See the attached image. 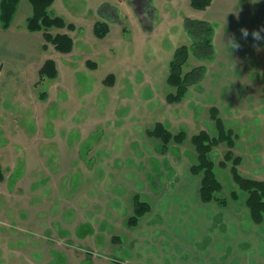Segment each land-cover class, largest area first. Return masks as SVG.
Wrapping results in <instances>:
<instances>
[{
	"label": "rangeland",
	"instance_id": "1",
	"mask_svg": "<svg viewBox=\"0 0 264 264\" xmlns=\"http://www.w3.org/2000/svg\"><path fill=\"white\" fill-rule=\"evenodd\" d=\"M101 1L57 0L50 9L52 16L79 28L78 34H69L75 56L60 54L52 45L44 49L43 33L27 29L33 13L28 0H21L10 29L0 23L1 264H68L53 229L60 238L67 237L63 223L73 227L78 215L73 200H91L96 229L91 239L77 241L80 253L75 264H121L132 242L125 233L127 220L107 216L103 203L108 200L109 209L115 210V201L130 200L132 205L137 195L150 202L174 187L178 177H189L190 162L196 160L192 136L218 134L212 107L220 110L226 128L236 137L233 152L243 158L241 175L264 177V41H254L251 35L244 39L240 32L264 26V0H213L204 12L195 10L190 0H153L158 10L151 35L145 38L146 31L139 27L122 37L118 26L109 22L111 33L105 40L97 39L92 28V19L102 17L95 18ZM107 8L111 7L106 5L103 11ZM117 13L120 17L115 14L114 19L124 21L125 29L130 28V19L140 25L131 4L123 16ZM186 17L215 25L217 57L211 63L190 58L184 72L204 64L206 77L189 89L181 104L170 105L167 96L175 93L167 83L170 62L178 47L191 43L184 30ZM231 36L239 49L225 44ZM48 59L58 64L60 76L55 81L39 75ZM89 60L97 69L86 64ZM110 74H115L113 87L104 83ZM159 122L174 134L187 132L188 142L183 147L172 144L170 154L161 155L162 143L148 134ZM227 151L223 143L211 159L218 163ZM167 161L177 168L174 177ZM231 167L216 168L225 196L235 189ZM180 199L174 193L173 200ZM82 209L79 216L85 219L88 207ZM114 238L122 243L116 244ZM45 243L46 250H40ZM85 255L92 259L85 261Z\"/></svg>",
	"mask_w": 264,
	"mask_h": 264
},
{
	"label": "crops",
	"instance_id": "2",
	"mask_svg": "<svg viewBox=\"0 0 264 264\" xmlns=\"http://www.w3.org/2000/svg\"><path fill=\"white\" fill-rule=\"evenodd\" d=\"M56 2L57 0L53 6ZM116 3H119V6ZM104 5L118 9L122 16V11H126L128 6L127 0H104L96 5L95 12H99ZM128 22L132 31L139 29V25L134 20L130 19ZM117 26L118 35L123 37L125 35L123 28ZM109 27L111 28L110 24ZM148 34H152L151 29ZM144 36L146 38L147 33ZM171 169L176 174L177 168L172 167V164ZM178 179L180 180L176 179L172 182L176 184L174 187L169 186L160 192L159 199L148 200L151 211L137 229L125 232L129 241L132 240L130 247L128 246V250L125 251L127 263L264 264V225L253 222L245 201L233 202L232 206L230 204L225 208L214 203L206 204L200 198L201 178L199 176L189 172V177L186 179L184 176L182 180L179 177ZM174 193L180 195L181 199L173 200ZM120 201L114 202V207L117 208L114 210L109 209L111 205L107 200L103 203L102 210L107 211V216L111 213L112 217H116V221L123 222L133 208L130 200L123 204ZM89 203L91 200H73L74 213L75 216L77 213L78 215L77 219L73 218L76 220L72 222L75 224L73 227L63 223L65 227L63 231L68 234L67 237L60 238L57 230L53 229V238L58 240L57 247L61 246L60 249L68 258V264H75L78 260L76 253L80 252L76 247L77 241H86L96 234V229L88 223L87 217L83 219L79 216L84 206L88 207L87 213H93ZM113 223L111 222V227H114ZM118 224L122 225L121 222ZM80 226L81 233L77 236L75 231ZM47 246L48 244L45 243L40 250L45 251Z\"/></svg>",
	"mask_w": 264,
	"mask_h": 264
},
{
	"label": "trees",
	"instance_id": "3",
	"mask_svg": "<svg viewBox=\"0 0 264 264\" xmlns=\"http://www.w3.org/2000/svg\"><path fill=\"white\" fill-rule=\"evenodd\" d=\"M33 8L32 15L27 20V29L31 33L43 32L44 39L54 49L61 54H69L74 49V41L67 34L53 35L52 29H68L74 31L76 27L68 24L63 18L52 16L50 9L56 0H28ZM21 0H2L0 4V23L4 30L11 28L16 13L18 12ZM212 5V0H191V6L196 10H207ZM185 30L191 45H184L178 48L170 63V73L168 83L176 89L175 93L168 96L167 100L171 104L181 103L187 96L189 88L200 83L205 76L206 68L204 66L193 69L184 74L183 68L187 64L191 55L197 60L206 62L214 61L216 51L213 44L215 27L213 24L203 20L186 19ZM110 32V27L106 22H98L94 28V34L99 39H105ZM47 50V45L44 46ZM42 78L56 80L59 76L57 63L49 59L40 70ZM114 75H109L105 84L112 86ZM46 93L41 98H45ZM211 118L215 122L218 134L211 136L207 132H201L191 138V143L196 151L197 160L191 168L194 175L202 176L200 195L204 203H217L220 207H228L230 202L246 198L245 205L250 211L255 224H264V181L252 178H246L241 175L239 166L243 163L242 157H238L233 152L236 146L235 135L232 130L226 128V124L221 117L220 111L211 108ZM148 134L159 140L162 144L161 154H166L172 144L182 145L187 139V133L181 131L173 134L164 124L157 123ZM226 143L229 151L218 164L211 159V154L215 148ZM232 164L230 169L232 179L237 186V190L230 193L229 196H223L224 185L219 180L216 168L226 170ZM0 182L2 176L0 174ZM242 193V194H241ZM151 207L148 203L141 201L139 196L134 198V214L128 219L127 226L136 227L142 217H144Z\"/></svg>",
	"mask_w": 264,
	"mask_h": 264
},
{
	"label": "flooded vegetation",
	"instance_id": "4",
	"mask_svg": "<svg viewBox=\"0 0 264 264\" xmlns=\"http://www.w3.org/2000/svg\"><path fill=\"white\" fill-rule=\"evenodd\" d=\"M132 5V7H133V9H134V11L138 14V20H139V27H141L143 30L142 31H144L145 33H148V31L151 29V31L152 32H154L155 30H156V26H155V14H156V12H157V6L153 3V0H127V5ZM190 4H191V0H190ZM212 4H213V0H212ZM107 6H109V5H107ZM212 6V5H211ZM210 6V7H211ZM106 7V5H104L101 9H100V11L99 12H97V14L95 15V18L98 16L99 17V15L98 14H100V16H102V17H100V18H96V19H92V25H93V34H94V28H95V25H96V23H98V22H106L108 25H109V22L110 23H112V24H116V25H119V26H121L122 28H123V32L126 34V33H128L129 31L131 32L132 30L130 29V28H128V29H125V25H123V22L124 21H122L120 18V21H122V22H118V21H116V19H114V15L116 14L118 17H120L119 15H118V10L116 9V8H107V10L106 11H103V9ZM209 7V8H210ZM208 8V9H209ZM207 9V10H208ZM196 10V9H195ZM207 10H204V11H207ZM197 11H201V10H197ZM204 11H202V12H204ZM110 14H111V16H110ZM113 15V16H112ZM186 19H188L187 17L186 18H184V30H185V20ZM189 19H191V18H189ZM197 20V19H196ZM203 21H205V20H203ZM207 21V20H206ZM207 22H210V21H207ZM127 23L129 24V22L127 21ZM211 23V22H210ZM68 24H73V23H68ZM211 24H213V23H211ZM75 27H76V25L75 24H73ZM214 25V24H213ZM214 27H215V25H214ZM60 30H66V31H68V33H66L67 35H73V34H78V32H79V28H77L76 27V29L74 30V31H70V30H68V29H60ZM186 31V30H185ZM43 33V32H42ZM111 33V28H110V32H109V34ZM108 34V35H109ZM187 34V33H186ZM69 35V36H70ZM95 35V34H94ZM150 35V34H149ZM215 36H216V27H215V35H214V38H213V44H214V40H215ZM71 37V36H70ZM96 37V36H95ZM108 37V36H107ZM106 37V38H107ZM72 38V37H71ZM97 38V37H96ZM105 38V39H106ZM73 39V38H72ZM97 39H99V38H97ZM105 39H100V40H105ZM190 40V39H189ZM43 41L45 42L44 43V46L45 45H50V44H47L46 43V41H45V39H44V34H43ZM73 41H74V39H73ZM191 42V41H190ZM184 45H186V44H184ZM184 45H182V46H184ZM190 45H191V43H190ZM181 47V46H180ZM180 47H178V48H180ZM214 47H215V45H214ZM177 48V49H178ZM176 49V50H177ZM176 50H175V52H176ZM56 51V50H55ZM215 51H216V57H217V50H216V47H215ZM57 52V51H56ZM75 41H74V49H73V51L71 52V53H69V54H63V55H71V56H75ZM61 54V53H60ZM175 54V53H174ZM174 57V56H173ZM191 57H193L196 61H199V60H197L193 55H191L190 56V58ZM216 57H215V59H216ZM190 58H189V60H190ZM49 60V59H48ZM53 60V59H52ZM189 60H188V62H189ZM47 61V60H46ZM55 61V60H54ZM172 61V60H171ZM215 61V60H214ZM56 62V61H55ZM188 62H187V64H188ZM199 62H202V61H199ZM206 62H213V61H206ZM57 63V62H56ZM171 63V62H170ZM202 63H205V62H202ZM45 64V63H44ZM88 66H90V67H92L93 69H97V65H96V63H92L90 60L86 63ZM186 64V65H187ZM185 65V66H186ZM57 66H58V64H57ZM184 66V67H185ZM201 66H204L205 68H206V73H205V76H204V79H205V77H206V74H207V66H205L204 64L203 65H201ZM201 66H197V67H194L193 69H195V68H198V67H201ZM1 65H0V70H1ZM43 67V66H42ZM41 67V68H42ZM192 69V70H193ZM41 70V69H40ZM59 70V69H58ZM191 70V71H192ZM169 71H170V68H169ZM183 71H184V68H183ZM190 72V71H189ZM189 72H187V73H189ZM170 73V72H169ZM187 73H185L184 72V74H187ZM39 75H40V71H39ZM110 75H114V77H115V74H110ZM41 76V75H40ZM59 76H60V72H59ZM59 76H58V78H59ZM168 77H169V75H168ZM57 78V79H58ZM42 79H47V78H42ZM56 79V80H57ZM204 79L200 82V83H197V84H195V85H193V86H191L189 89H191V88H193V87H195V86H200V84L204 81ZM47 80H49V79H47ZM106 80V79H105ZM105 80H104V83H105ZM50 81H52V80H50ZM53 81H55V80H53ZM114 83H115V80H114ZM113 83V84H114ZM167 83H168V78H167ZM169 84V83H168ZM106 85V84H105ZM170 85V84H169ZM108 86V85H107ZM171 86V85H170ZM109 87H113V85L112 86H109ZM172 87V86H171ZM197 87H195V88H197ZM174 88V87H173ZM175 89V88H174ZM175 91H176V89H175ZM44 94V93H43ZM170 94H172V93H170ZM170 94H168V96L170 95ZM168 96H167V98H168ZM44 100H46V98L45 99H43V101ZM168 101V100H167ZM170 105H177V104H181V103H177V104H171V103H169ZM213 108V107H212ZM215 108H217V107H215ZM218 109V108H217ZM219 110V109H218ZM220 111V110H219ZM159 123H161V122H159ZM163 124V123H162ZM150 131V130H149ZM148 131V132H149ZM187 133V132H186ZM174 134V133H173ZM150 136V135H149ZM187 136H188V134H187ZM193 137V136H192ZM188 140H189V136H188V139H187V141L185 142V143H187L188 142ZM184 143V144H185ZM184 144H182V145H178V146H182L183 147V145ZM175 145H177V144H175ZM172 146V145H171ZM170 146V147H171ZM194 151H195V149H194ZM195 153H196V151H195ZM161 154V153H160ZM168 154H170V149H169V151L166 153V154H161V155H163V156H166V155H168ZM181 156V154H179V155H177V156H174V157H180ZM192 157H193V155H192ZM239 157H241V156H239ZM224 158V157H223ZM192 158H191V156H190V160H191ZM243 159V158H242ZM196 160H197V154H196ZM196 160L195 161H193L192 162V160H191V162H190V164H191V167H190V172H191V174L192 175H194L193 173H192V171H191V168H192V166L194 165V163L196 162ZM222 161V160H221ZM220 161V162H221ZM168 162V161H167ZM215 162V161H214ZM216 163V162H215ZM219 163V162H218ZM217 163V164H218ZM168 164H169V168L171 169V164L168 162ZM242 165V164H241ZM240 165V166H241ZM240 166H239V171H240ZM255 166L256 167H258L259 165H257L256 163H255ZM219 168V167H218ZM220 169V168H219ZM259 169V168H258ZM261 169V168H260ZM172 170V169H171ZM221 170H223V169H221ZM0 174H1V176H2V182H0V183H3L4 182V177H3V174H2V170H1V168H0ZM174 171L172 170V173L170 174V176H174ZM195 176H199L200 178H201V184H202V176L201 175H195ZM172 178V177H171ZM252 179H256V177L255 178H252ZM220 180V179H219ZM256 180H259V181H264V177H263V179H256ZM221 181V180H220ZM201 184H200V190H201ZM224 185V184H223ZM234 185H235V183H234ZM225 190H226V188H225V186H224V192H223V196H225L224 195V193H225ZM234 190H237V186L235 185V189ZM233 190V191H234ZM199 193H200V191H199ZM242 194V193H241ZM229 195H230V193H229ZM228 195V196H229ZM138 196V195H137ZM136 197V196H135ZM135 197H133V198H135ZM242 197H243V194H242ZM200 198H201V195H200ZM241 199V198H240ZM239 199V200H240ZM202 200V199H201ZM239 200H237V201H239ZM241 200H246V198H242ZM141 201H143V200H141ZM143 202H146V203H148L149 205H150V207H151V204H150V202H147V201H143ZM234 202H236V201H234ZM231 203H233V201L232 202H230V204ZM206 204H210V203H206ZM214 204H216V205H218L217 203H214ZM229 204V205H230ZM132 208H133V210H132V215L134 214V199L132 200ZM219 206V205H218ZM222 208H225V207H222ZM248 209V208H247ZM150 211H151V209H150ZM149 211V212H150ZM148 212V213H149ZM250 212V211H249ZM147 213V214H148ZM147 214L144 216V217H142V219L140 220V222H139V224L136 226V227H134V228H130V227H128V231L129 230H131V231H133V230H135V229H137L138 227H139V225H140V223H141V221L147 216ZM129 215L130 214H128L127 216H126V220L128 221V219L132 216H130L129 217ZM95 215H93V213H91V212H88L87 214H86V217H87V221H88V223L89 224H91V225H93V217H94ZM253 220V219H252ZM254 222V221H253ZM255 223V222H254ZM126 225H127V222H126ZM262 225H264V224H262ZM114 240H115V243L116 244H118V243H120L121 242V238H114ZM122 243V242H121ZM80 249H83V247H80ZM85 258H87V259H92L91 258V256H87V255H85ZM117 260H119V259H117ZM121 261H122V263H124L125 264V262L127 261L126 259H120ZM121 263V264H122ZM127 263V262H126Z\"/></svg>",
	"mask_w": 264,
	"mask_h": 264
},
{
	"label": "clouds",
	"instance_id": "5",
	"mask_svg": "<svg viewBox=\"0 0 264 264\" xmlns=\"http://www.w3.org/2000/svg\"><path fill=\"white\" fill-rule=\"evenodd\" d=\"M240 32H241L242 38L244 39H247L249 35H251L254 41H264V35L261 34V33H264V26H262L259 30H253L251 33H249V30L247 28H241ZM225 44L228 45L230 49L240 48V44L236 40L235 36L229 37L228 42Z\"/></svg>",
	"mask_w": 264,
	"mask_h": 264
}]
</instances>
